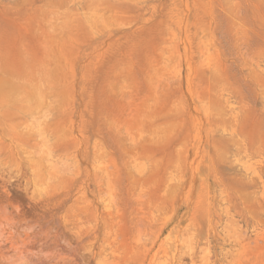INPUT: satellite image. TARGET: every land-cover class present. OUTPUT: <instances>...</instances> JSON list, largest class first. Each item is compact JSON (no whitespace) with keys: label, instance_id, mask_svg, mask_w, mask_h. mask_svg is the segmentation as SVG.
<instances>
[{"label":"rangeland","instance_id":"obj_1","mask_svg":"<svg viewBox=\"0 0 264 264\" xmlns=\"http://www.w3.org/2000/svg\"><path fill=\"white\" fill-rule=\"evenodd\" d=\"M0 264H264V0H0Z\"/></svg>","mask_w":264,"mask_h":264}]
</instances>
